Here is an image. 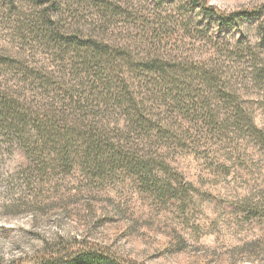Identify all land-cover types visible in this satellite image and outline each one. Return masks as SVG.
Wrapping results in <instances>:
<instances>
[{
    "label": "trees",
    "instance_id": "1",
    "mask_svg": "<svg viewBox=\"0 0 264 264\" xmlns=\"http://www.w3.org/2000/svg\"><path fill=\"white\" fill-rule=\"evenodd\" d=\"M174 1L151 22L127 17L132 26L117 27L119 33L110 29L124 16L122 6L111 3L102 7L111 17L100 15L93 29L68 23L49 7L28 20L24 35L46 45L55 62L31 67L8 56L11 65L21 68L27 90L0 78V169L16 152L24 154L26 162L13 176L22 180L17 186H24L26 197L37 201L46 187L78 175L90 186L132 185L161 205L184 207L195 187L175 165L179 151L190 143L215 141L221 149L227 142L247 160L245 168L258 175L261 197L245 196L244 202L249 214L264 218V124L257 122L264 100L245 98L236 84L243 73L224 69L220 57L230 51L215 47L217 60L200 61L180 47L171 29H192L190 11L196 9L206 27H217L219 33L242 29L249 11L226 12L207 0H180L183 13ZM164 2L156 0L157 5ZM253 13L264 37V5ZM138 23L145 27L139 38L121 30ZM254 73L263 80L264 68ZM30 264L140 263L107 250L57 246Z\"/></svg>",
    "mask_w": 264,
    "mask_h": 264
},
{
    "label": "rangeland",
    "instance_id": "2",
    "mask_svg": "<svg viewBox=\"0 0 264 264\" xmlns=\"http://www.w3.org/2000/svg\"><path fill=\"white\" fill-rule=\"evenodd\" d=\"M169 1L157 5L156 0H0V55L5 59L0 62V78L28 89L21 85V68L11 65L8 56L31 67L54 64L46 45L24 35L28 20L44 7L67 17L68 23L93 29L100 15L111 17L102 7L121 5L124 16L110 29L119 33L117 27L132 26L127 17L151 22L158 13L165 15ZM207 1L226 12L248 10L241 22L244 27L219 33L217 27H206L196 9L190 11L192 29L171 27L175 40L200 61L217 60L219 46L230 51L220 57L224 69L233 75L242 72L236 84L245 98L263 101L264 77L258 81L254 72L264 68V37L252 11L264 0ZM174 2L178 11L186 12L178 8L184 3ZM144 28L138 23L121 30L139 38ZM252 57H257V67ZM257 122L264 124V107L257 110ZM230 145L225 142L220 149L215 141H203L179 151L175 165L195 187L194 198L184 207L176 202L161 205L132 185L90 186L78 175L62 177L33 201L23 193L24 186L18 188L22 180L13 176L26 162L24 154L16 152L0 169V264H30L57 246L107 250L140 264H264V218L249 214L244 202L245 196L261 197L256 188L260 180Z\"/></svg>",
    "mask_w": 264,
    "mask_h": 264
}]
</instances>
